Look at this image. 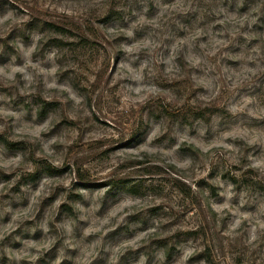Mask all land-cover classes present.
Listing matches in <instances>:
<instances>
[{
  "label": "rangeland",
  "instance_id": "1",
  "mask_svg": "<svg viewBox=\"0 0 264 264\" xmlns=\"http://www.w3.org/2000/svg\"><path fill=\"white\" fill-rule=\"evenodd\" d=\"M259 180L264 0H0V264H264Z\"/></svg>",
  "mask_w": 264,
  "mask_h": 264
},
{
  "label": "trees",
  "instance_id": "2",
  "mask_svg": "<svg viewBox=\"0 0 264 264\" xmlns=\"http://www.w3.org/2000/svg\"><path fill=\"white\" fill-rule=\"evenodd\" d=\"M54 30H56V31H59V32H64L63 30V27L62 26H60V25H58V24H55V23H48ZM86 40H87V37H81V41H83V42H86ZM195 116H204V115H202L203 113H201V112H198V111H195ZM8 145H10L9 143H7ZM46 171L49 173V174H54V173H57V172H60L61 170H58L57 168H55V167H53V166H51V165H47L46 166ZM232 180H233V182H236L237 181V179L236 178H232ZM118 183H120V181L118 182ZM260 186H261V188L262 187H264V181H261V180H259L258 182H257ZM114 185H117L116 183H114ZM134 187H131V189H133Z\"/></svg>",
  "mask_w": 264,
  "mask_h": 264
}]
</instances>
